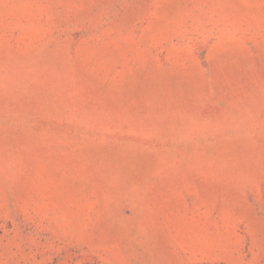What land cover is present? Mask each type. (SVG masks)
<instances>
[{
    "label": "rangeland",
    "instance_id": "1",
    "mask_svg": "<svg viewBox=\"0 0 264 264\" xmlns=\"http://www.w3.org/2000/svg\"><path fill=\"white\" fill-rule=\"evenodd\" d=\"M0 264H264V0H0Z\"/></svg>",
    "mask_w": 264,
    "mask_h": 264
}]
</instances>
